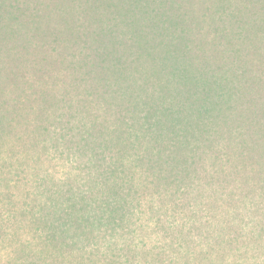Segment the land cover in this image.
<instances>
[{"label": "rangeland", "instance_id": "1", "mask_svg": "<svg viewBox=\"0 0 264 264\" xmlns=\"http://www.w3.org/2000/svg\"><path fill=\"white\" fill-rule=\"evenodd\" d=\"M0 264H264V0H0Z\"/></svg>", "mask_w": 264, "mask_h": 264}]
</instances>
